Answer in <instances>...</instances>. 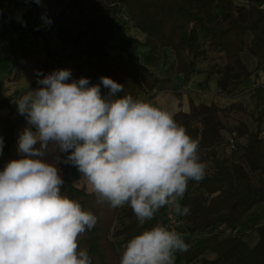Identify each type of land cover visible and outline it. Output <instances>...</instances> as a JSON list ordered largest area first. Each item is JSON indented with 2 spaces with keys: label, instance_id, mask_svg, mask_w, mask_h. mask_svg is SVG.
<instances>
[{
  "label": "trees",
  "instance_id": "16d2710c",
  "mask_svg": "<svg viewBox=\"0 0 264 264\" xmlns=\"http://www.w3.org/2000/svg\"><path fill=\"white\" fill-rule=\"evenodd\" d=\"M245 1L246 5H236L234 0H67L44 28L52 31L59 42L60 63L87 64L92 71L86 78L90 84L100 85L102 96L109 92L100 81L102 76L123 85L113 98L126 94L134 100L140 94L149 95L157 86L170 84L174 74L188 80L196 73V55L205 44L224 57L223 64L208 72L207 77L216 73L217 86L231 93L253 73L264 70V0ZM123 9L131 26L144 37L137 41L139 50L131 51L128 42L112 54L109 41L115 35L113 23ZM30 36L50 55L40 31L26 33L23 29L17 44L24 59ZM245 50L255 58L252 71L242 60ZM38 80L35 78L20 94L43 87ZM13 97L0 98V110L8 108ZM188 105V111H177L174 119L199 142L206 175L200 182L189 181L179 199L181 207L189 209L180 232L189 247L175 254V264H264V222L251 227L258 233L253 245L245 241L244 232L236 230L253 206L264 204V112L254 117V130L242 121L231 127L235 140L243 138L244 142L238 147L236 141V150L228 155L219 150L224 140L220 113L241 109V105L219 107L215 102L196 104L192 99H188ZM25 121L19 112L13 117L11 112H0L2 152L9 151L15 143V129ZM58 155L60 162L56 166L64 181L61 195L78 201L97 217L96 225L78 238L79 248L88 251L92 264H119L124 248L117 240L122 238L126 244L133 236L159 224L161 209L154 219L141 225L129 206L113 209L107 202L98 203L95 194L87 190L82 173L62 162L67 153H59L56 145L49 144L44 160L56 164ZM217 227L221 229L215 231Z\"/></svg>",
  "mask_w": 264,
  "mask_h": 264
},
{
  "label": "clouds",
  "instance_id": "9594fccd",
  "mask_svg": "<svg viewBox=\"0 0 264 264\" xmlns=\"http://www.w3.org/2000/svg\"><path fill=\"white\" fill-rule=\"evenodd\" d=\"M100 81L107 96L100 85L61 69L16 101L36 131L24 129L21 158L0 171V264H92L78 238L97 217L61 195L60 156L56 164L44 160L49 144L67 153L62 162L82 173L98 203L129 206L141 225L165 207L188 214L178 200L189 181L205 178L199 142L173 112L131 95L113 98L123 85L107 76ZM188 247L181 233L157 224L127 241L119 264H175V254Z\"/></svg>",
  "mask_w": 264,
  "mask_h": 264
},
{
  "label": "rangeland",
  "instance_id": "374dc122",
  "mask_svg": "<svg viewBox=\"0 0 264 264\" xmlns=\"http://www.w3.org/2000/svg\"><path fill=\"white\" fill-rule=\"evenodd\" d=\"M66 1L67 0H40V3L37 4L35 0H0V49H3V51H7L5 52L7 54H4L5 58L3 57V60H10L12 62H15L17 59L19 60V58H23L22 55H19L21 50L19 49V46L17 44V36L21 30L24 29L26 33H35L36 31H40L42 39L47 41L48 43L50 55L47 56L45 54L43 49L37 45V42H34L32 36L28 38L29 50L26 52V56L27 60H30L29 62L34 64L35 68L37 69V74L35 75V78L38 77L39 80H41L45 76L53 73L54 71H58L61 69L71 70L72 79L74 80H78L81 77H89L92 69L87 64L80 63L79 61H68L66 63H60L59 42L57 41L52 31L44 28V25L49 23V20L52 21L54 19V17L56 16L60 8L66 3ZM234 2L236 3V5H246L245 0H234ZM113 28L115 35L114 38L109 41L111 45L109 50L112 54L117 53L119 50L118 47H124L128 42L131 43V51H137L141 48L137 45V41H142L141 39L143 38L140 32L131 26L130 21L127 19L125 9H123L122 14L118 18V20L113 23ZM41 42L43 43L42 40ZM171 59L172 57L169 59V61ZM196 59V72L198 73V75L195 77L196 82L202 79L203 76H206L208 72H212V69L222 65L224 62L223 54L209 48L207 44L204 45L202 51L197 53ZM242 60L248 70L252 71L255 68V58L250 55L248 51L245 50L242 52ZM8 67L9 64L5 63V66H1L0 70H4L5 73ZM10 69V72L3 74L4 76L2 75V84L4 87L7 86V93L15 96L13 97V99L19 100L24 94H20L18 90H20V88L23 89L22 87H25V85L29 82L31 75L27 74V72H24V74L21 76V69L18 67L15 68L17 69V74H15L14 66H12V68ZM254 74L255 73H253L252 75ZM252 75L244 83V86H239L235 89V91H232L231 93L223 92L225 93L226 97L231 98V100L225 99V101L223 102L225 106H229L231 103L241 105V109H232L227 113H220V119L224 124V128L222 130L224 140L219 146V150L224 153H227L228 155H232L233 153L226 151L225 147L226 141L231 136V127L237 122L242 121L247 124L250 130H254L256 126V121L254 117L258 113L264 112V86H261L256 83L255 80L252 78ZM217 78L218 75L216 73H211L208 77H205L203 81L199 82V84L202 85L199 88L206 90L207 93L213 92V90L216 89V87H214V82L217 80ZM164 88L172 90L170 84H167ZM175 94L178 96L181 93L177 92ZM188 98L192 99L190 97ZM152 103H154L153 98ZM6 109L7 108H3L0 110V112L2 114H5L7 113ZM18 127L21 130L24 129V127L29 128L30 125L26 121L23 122L21 125L19 124ZM236 141L239 147L241 143L244 142V139L239 138ZM17 144L18 141L16 145ZM237 151L234 155H236ZM12 152L15 156L17 154H20L18 152V147L12 151H9V153ZM13 159V155L8 156V158H5L4 156V160L0 162V165L7 164ZM263 222L264 204H257L253 206L242 217V219L238 223L236 230L244 232L245 241L249 245H253L258 239V233L251 227L257 226ZM220 229L221 227H217L214 230L218 231ZM226 232H228V230ZM110 237L112 238V236ZM117 241L121 242L122 247V245L124 244V242H122V238H119ZM207 256L211 258L212 254L208 253ZM194 264H200V262L195 261Z\"/></svg>",
  "mask_w": 264,
  "mask_h": 264
},
{
  "label": "crops",
  "instance_id": "0c3cea01",
  "mask_svg": "<svg viewBox=\"0 0 264 264\" xmlns=\"http://www.w3.org/2000/svg\"><path fill=\"white\" fill-rule=\"evenodd\" d=\"M140 34L143 38L144 35L142 33H140ZM5 52H7V51H3V49H0V54H1L0 67L5 66V63H7V64H9V67L7 68V71L5 73L10 72V70H11L10 68H12V66H14V69L17 67L21 69L20 70L21 76L24 74V72H27V74L31 75L29 82L25 85V87H26L30 82H32L35 79V75L37 74V69L35 68V65L30 63L29 62L30 60H27L24 58H19L20 61L17 59L15 62H12L10 60L4 61L3 60L4 54L5 55L7 54ZM19 55L21 56V52ZM5 73H4V70H0V76H1L0 77V98L10 95L9 93H7L8 92L7 86L4 87L2 84V79L4 76L3 74H5ZM197 75H198V73L196 72L193 75H191L188 80L184 81L180 74H174L171 77L172 81L170 83V87L172 88V90L166 89V88L161 87V86H157L149 95L140 94L138 97V100L142 101V100H145L147 98V96H151L154 99V103H153L154 106L160 107L163 109H167V110L173 112V114L179 110L185 111V112L188 111V109H189V105H188V99L189 98L188 97L192 98L196 104L199 102L206 103V104H208L210 102H215L220 107L225 106L223 103L225 101V99L231 100V98L226 97L225 93H223L221 91V89L217 86L216 81L214 82V85H215L214 87H216V89H214L213 92L207 93L206 90L200 89L199 87L202 85H200L199 82L203 81L205 79V77H207V74H206V76H203L202 79H200L196 82L195 77ZM252 76H253L252 78L259 85L264 86V70H260ZM244 85H241V86H244ZM25 87H22V88L24 89ZM201 88H204V87H201ZM23 89L20 88V90H18V91L20 92ZM177 92H179L181 94L177 96L175 94ZM224 97H226V98H224ZM15 101H18V99H16V100L13 99L11 104H10V107L6 109L7 113L11 112V117H13L17 112H19L17 102H15ZM24 129H25V127H24ZM24 129L20 130L19 127H17L15 129L16 140H15V143L10 147L9 151H12L18 147V144L16 145V143L19 139L18 134L20 136V134L24 131ZM9 151H7L8 153L7 152L0 153V162H2V160H4V156H5V158H8V156H10V155H13V157H15L13 152L9 153ZM3 165H6V164H1L0 166H3ZM84 183H85L87 190L91 191L85 178H84ZM194 262H191L189 264H194Z\"/></svg>",
  "mask_w": 264,
  "mask_h": 264
},
{
  "label": "built area",
  "instance_id": "2783aa9c",
  "mask_svg": "<svg viewBox=\"0 0 264 264\" xmlns=\"http://www.w3.org/2000/svg\"><path fill=\"white\" fill-rule=\"evenodd\" d=\"M261 7L264 8V4ZM144 101L153 104L151 96H147V98ZM236 146L237 145H236V140H235V132L232 131L231 136L228 138L227 143H226V151L233 152L234 150H236ZM20 158H21V155L18 154L14 157V160H18ZM178 203H179V200H178ZM184 224H185V215H177L172 209L168 207L161 209L159 225H163L169 229H175L176 231L180 233ZM113 229H114V224L110 228V236H112L111 234H112ZM125 245L126 244L124 243L122 247L124 248Z\"/></svg>",
  "mask_w": 264,
  "mask_h": 264
}]
</instances>
